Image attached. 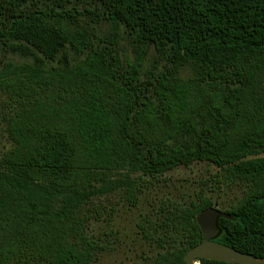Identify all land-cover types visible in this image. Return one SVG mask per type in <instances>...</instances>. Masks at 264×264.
<instances>
[{"label":"trees","instance_id":"obj_1","mask_svg":"<svg viewBox=\"0 0 264 264\" xmlns=\"http://www.w3.org/2000/svg\"><path fill=\"white\" fill-rule=\"evenodd\" d=\"M0 95V264H91L97 199L196 162L245 187L215 241L264 259V0H0ZM210 207L142 221L154 264H186Z\"/></svg>","mask_w":264,"mask_h":264},{"label":"rangeland","instance_id":"obj_2","mask_svg":"<svg viewBox=\"0 0 264 264\" xmlns=\"http://www.w3.org/2000/svg\"><path fill=\"white\" fill-rule=\"evenodd\" d=\"M4 98L0 95V101ZM11 141L0 119V152ZM258 157H264V154ZM221 169L208 162L181 166L156 178L145 177L139 193V203L130 206L120 201L116 193L96 200L98 216L90 221L89 235L100 245L91 264H154L161 248L156 241L144 239L143 220L155 222L166 198L191 201L199 195L213 199L215 207L224 211L243 195L241 184L223 182ZM222 183H218V182ZM150 222L147 223V225ZM150 226V233L158 235Z\"/></svg>","mask_w":264,"mask_h":264},{"label":"water","instance_id":"obj_3","mask_svg":"<svg viewBox=\"0 0 264 264\" xmlns=\"http://www.w3.org/2000/svg\"><path fill=\"white\" fill-rule=\"evenodd\" d=\"M220 217L232 218L231 215L216 207L207 208L198 216L197 222L203 234V241L186 253V264H200L202 259L228 264H264V259L245 254L215 241L220 233L218 227Z\"/></svg>","mask_w":264,"mask_h":264}]
</instances>
